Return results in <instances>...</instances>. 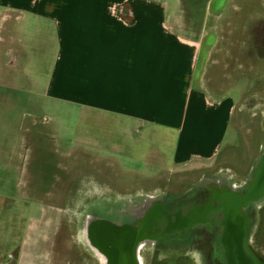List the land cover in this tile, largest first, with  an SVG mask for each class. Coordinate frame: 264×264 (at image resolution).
<instances>
[{
    "label": "crops",
    "instance_id": "crops-1",
    "mask_svg": "<svg viewBox=\"0 0 264 264\" xmlns=\"http://www.w3.org/2000/svg\"><path fill=\"white\" fill-rule=\"evenodd\" d=\"M118 1L0 0L3 40L12 42L0 47V56L11 51L25 59L19 67L34 78L45 75L50 99L74 113L71 147L62 145L68 136L61 123L59 130L49 133L58 143L55 147L36 145V121L10 144L5 145L2 137L0 219L7 201L28 204L17 264H56L48 251L56 245L64 247L57 238L67 233L68 215L52 201L66 200L62 182H56L69 179L65 161L71 153L77 151L79 166L85 164L86 155H93L96 160L117 161L125 170L148 167L175 172L195 162L212 161L220 155L245 97L238 94L236 104V94L224 77L210 78L225 9L221 0L206 2L204 19L197 22L150 21L144 3L137 6L140 21H118L108 11ZM9 20L15 23L12 35L6 33ZM192 25L199 29L190 27V35L183 33V26ZM43 33L52 36L57 46L49 43L39 49L38 37ZM29 57L36 60L29 62ZM53 58L54 63L48 60ZM239 71L238 75L244 74ZM260 106L264 113V100ZM262 132L254 162L243 173L236 171L245 184L264 155V125ZM12 185L18 196L10 191ZM40 251L47 253L43 260Z\"/></svg>",
    "mask_w": 264,
    "mask_h": 264
},
{
    "label": "rangeland",
    "instance_id": "rangeland-1",
    "mask_svg": "<svg viewBox=\"0 0 264 264\" xmlns=\"http://www.w3.org/2000/svg\"><path fill=\"white\" fill-rule=\"evenodd\" d=\"M208 1L119 0L112 3L108 11L118 21H140L137 6L144 3L149 6L150 21L197 22L203 21ZM221 2L225 9L210 78L224 77V83L236 94V104L239 102L238 94H244L245 97L235 112L220 155L212 161L195 162L178 171L165 172L148 167L125 170L117 161L103 158L96 160L93 155H86L85 164L79 166L77 151L71 153L69 161H65L69 166V179L55 181L62 182L60 188L66 200L52 201V204L64 207L68 215V219H64L67 233L57 238L58 242L64 241V247L56 245L55 249L48 251V258L56 264H103L85 237V226L89 221L94 232L101 225L115 230L123 228L115 226V223L142 229L146 212L156 199L166 204V209L175 211L179 201L200 197L216 188V184L227 185L231 190L241 189L245 184L244 176L237 173H243L251 166L263 140L264 113L260 103L264 100V0ZM0 21H4L1 16ZM13 21L9 20L8 35L13 34ZM190 27L199 29L197 25L183 26V33L190 35ZM45 36L47 34L43 33L38 37L41 40L38 42L39 49H46L49 43L57 46L52 36ZM4 38L5 32L0 23V47L12 44L4 42ZM27 38L25 43L28 49L30 38ZM258 56L263 57L262 60ZM24 60L14 56L11 51L0 56V145L3 135L5 145L10 144L19 132L36 121L39 132L37 146L55 147L58 143L49 137V133L59 130L61 126L58 125L61 123L67 129L68 136L63 137L62 145L71 147L72 109L50 99V91L45 85L46 76L40 73L34 78L32 72L25 71L23 67L21 69L19 65ZM35 60L30 57L27 59L29 62ZM48 60L54 63L56 58ZM238 71L244 74L238 75ZM256 94L262 97L256 98ZM25 114L32 116L23 118ZM63 114L66 117L62 118ZM262 159L263 156L249 173V181L254 178ZM49 168L53 169L54 166ZM9 188L12 194L19 195L14 185ZM218 204L216 202L215 206L218 207ZM27 205L14 200L7 201L0 219V264H17L21 256ZM245 214L250 217L247 247L257 262L264 264V198L260 203L248 206ZM219 219L217 214L211 220L215 227L213 235L202 234L203 231L198 227L197 230L188 231L185 236H164L157 242L146 243L139 253L142 264H226L220 241L221 229L217 226ZM39 253L42 260L47 256L45 251Z\"/></svg>",
    "mask_w": 264,
    "mask_h": 264
},
{
    "label": "flooded vegetation",
    "instance_id": "flooded-vegetation-1",
    "mask_svg": "<svg viewBox=\"0 0 264 264\" xmlns=\"http://www.w3.org/2000/svg\"><path fill=\"white\" fill-rule=\"evenodd\" d=\"M258 170L259 167L255 172L254 178L243 185L241 189L231 190L227 185L216 184V188L210 189V192L206 191V193L200 197L185 198L179 201L175 206V211H170L168 208L166 209V204L156 199L148 209V212H146V220L142 225L143 229H138L139 227L135 226V230H139L140 233L143 230L145 231V235L138 238L135 243L137 244L139 242L140 247L141 245L144 246L146 243L157 242L164 236H185L188 231L197 230L198 227L203 231L202 234L213 235L215 227L211 223V220L214 215L217 216L218 214L220 219L217 226L221 229L220 241L223 246L226 264H240V258L236 251L238 242L232 241L230 244L232 247H230L226 240V236L229 232L231 236H241V228L237 226V224L236 226H230L228 222L230 216L226 208L231 201L242 202L241 217L245 223V234L247 235L245 246L247 250L246 254L249 257L252 255L247 247L250 235L248 231V221H250V217L245 214V209L252 204L256 205L260 203L264 198V190L253 191L252 189L258 175ZM216 202L219 203L218 207L215 206ZM95 232H97V230ZM95 232L93 230V234ZM132 233H134V231ZM93 236L96 241V236ZM209 239L210 238H207V240ZM242 239L244 240V237ZM231 249L234 252L231 253ZM230 254L232 256H230ZM109 264H111L110 260Z\"/></svg>",
    "mask_w": 264,
    "mask_h": 264
},
{
    "label": "water",
    "instance_id": "water-1",
    "mask_svg": "<svg viewBox=\"0 0 264 264\" xmlns=\"http://www.w3.org/2000/svg\"><path fill=\"white\" fill-rule=\"evenodd\" d=\"M253 191L264 190V159L261 162L258 170V175L253 186ZM242 202L231 201L226 210L229 213V224L230 226H239L241 229V236L232 235L230 232L226 236V240L229 246L232 241L238 242L236 249L238 257L240 258V264H260L257 262L253 255L247 256L245 242L247 235L245 234V223L241 217ZM236 220V221H235ZM120 229V230H119ZM115 230L106 225H101L97 229L96 243L103 249L108 255L111 264H137L134 256L135 241L145 235V231H138L132 233L131 231L119 228ZM143 229V228H142ZM127 230V231H126ZM142 235V236H141ZM244 237V240L242 239ZM237 239V240H236ZM231 253L234 252L232 249ZM230 256H232L230 254Z\"/></svg>",
    "mask_w": 264,
    "mask_h": 264
},
{
    "label": "bare ground",
    "instance_id": "bare-ground-1",
    "mask_svg": "<svg viewBox=\"0 0 264 264\" xmlns=\"http://www.w3.org/2000/svg\"><path fill=\"white\" fill-rule=\"evenodd\" d=\"M116 225L115 226H118V227H123L124 229H128L129 231L131 232H136V231H139V230H135V226H129V225H125L123 223H115ZM148 224V223H147ZM140 233V231H139ZM84 235V234H83ZM93 229H92V224H91V221H89L87 223V225L85 226V237L87 238L89 244L91 245V247L97 252V254L99 255V258H100V261L103 263V264H109V257L108 255L103 251V249L95 242L94 240V236H93ZM139 242L135 245V251H134V256H135V260H136V263L137 264H142V261H141V256H140V248L141 246L139 247Z\"/></svg>",
    "mask_w": 264,
    "mask_h": 264
}]
</instances>
